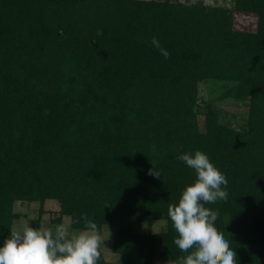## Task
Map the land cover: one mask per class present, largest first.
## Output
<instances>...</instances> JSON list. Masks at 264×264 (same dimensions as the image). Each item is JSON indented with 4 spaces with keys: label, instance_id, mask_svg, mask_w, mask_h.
I'll use <instances>...</instances> for the list:
<instances>
[{
    "label": "trees",
    "instance_id": "trees-1",
    "mask_svg": "<svg viewBox=\"0 0 264 264\" xmlns=\"http://www.w3.org/2000/svg\"><path fill=\"white\" fill-rule=\"evenodd\" d=\"M238 14L256 28L237 29ZM202 82L244 124L202 102ZM196 151L228 180L227 201L205 207L237 264H264V0H0V247L16 201L54 200L74 229L82 214L116 226L122 264L184 257L168 206L197 179L177 157ZM155 220L167 230L134 229Z\"/></svg>",
    "mask_w": 264,
    "mask_h": 264
},
{
    "label": "clouds",
    "instance_id": "clouds-1",
    "mask_svg": "<svg viewBox=\"0 0 264 264\" xmlns=\"http://www.w3.org/2000/svg\"><path fill=\"white\" fill-rule=\"evenodd\" d=\"M151 43L165 59L170 57L155 36ZM177 159L193 169L197 179L183 190L177 203L168 206V216L178 234L174 243L181 252L189 253L168 264H237L236 251L215 227L218 212L205 207L218 200L227 201V178L201 151L185 153ZM149 175L161 176L155 168ZM81 218L85 230L79 232H71L66 223L54 229L28 225L13 229L0 247V264H97L104 238L87 214Z\"/></svg>",
    "mask_w": 264,
    "mask_h": 264
},
{
    "label": "rangeland",
    "instance_id": "rangeland-1",
    "mask_svg": "<svg viewBox=\"0 0 264 264\" xmlns=\"http://www.w3.org/2000/svg\"><path fill=\"white\" fill-rule=\"evenodd\" d=\"M182 3L195 4L200 0H178ZM205 4L210 6H222L232 8L235 6V0H204ZM257 25V16L252 14H238L236 16V28L242 30H254ZM200 98L201 101L216 100L215 103L221 111L223 119L230 125L239 128L244 124L245 119L243 115L245 113L244 107L230 101H220L218 96L222 92V86L220 84L212 83H200ZM199 111H202L199 109ZM205 117L199 116V122L201 127H204ZM15 213L18 215L14 221L13 229L21 230L24 225L30 226L32 220L41 218L42 227L55 228L59 222L66 223L69 226L71 232H79L81 230L74 229L72 227L73 221L70 217L60 215V204L54 200H48L43 205L39 201H16L14 206ZM54 219V220H53ZM58 219H61L58 221ZM58 221L57 223L54 221ZM60 223V224H61ZM168 225L165 220H155L152 222H146L137 224L134 229L138 233H156L167 230ZM118 228L116 226H104L100 232L104 238L105 244L101 246L105 262L104 264H122L119 254L114 252L113 243L114 236ZM169 261L157 260L155 264H168Z\"/></svg>",
    "mask_w": 264,
    "mask_h": 264
}]
</instances>
